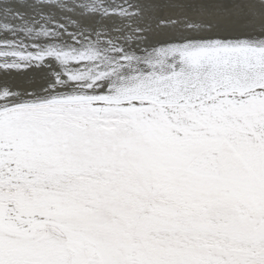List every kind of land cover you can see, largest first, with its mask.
<instances>
[{
    "label": "snow or ice",
    "instance_id": "6c2138e0",
    "mask_svg": "<svg viewBox=\"0 0 264 264\" xmlns=\"http://www.w3.org/2000/svg\"><path fill=\"white\" fill-rule=\"evenodd\" d=\"M209 7L0 0V264H264V11Z\"/></svg>",
    "mask_w": 264,
    "mask_h": 264
},
{
    "label": "bare ground",
    "instance_id": "6f19581e",
    "mask_svg": "<svg viewBox=\"0 0 264 264\" xmlns=\"http://www.w3.org/2000/svg\"><path fill=\"white\" fill-rule=\"evenodd\" d=\"M135 3H150V4H197V5H208L207 11H212L214 6L220 5L223 6V11L226 17H230L233 21H243L246 19L245 13L248 11L251 12H260L264 11L258 7V0H133ZM251 4L252 7H243L241 5ZM236 5V7H232ZM157 15L161 16L164 19H175L178 17L179 12L176 11H168L167 9L163 13H157ZM259 23V21H257ZM155 27V25H154ZM251 27V26H250ZM243 29L236 28L234 24L230 23H222L221 26V35L230 36L236 35L238 32H243ZM169 34L165 33L163 36H153V40H163L168 37ZM32 76L34 79L39 82L40 73L36 70L30 69L25 76H14L12 78V87L14 88H25L29 87L24 83V80L28 77ZM2 79V77H0Z\"/></svg>",
    "mask_w": 264,
    "mask_h": 264
}]
</instances>
